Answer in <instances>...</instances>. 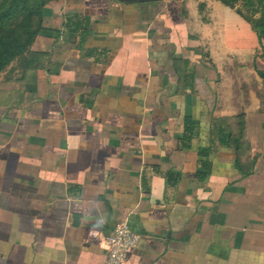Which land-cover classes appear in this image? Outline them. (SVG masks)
Here are the masks:
<instances>
[{
	"label": "crops",
	"instance_id": "crops-1",
	"mask_svg": "<svg viewBox=\"0 0 264 264\" xmlns=\"http://www.w3.org/2000/svg\"><path fill=\"white\" fill-rule=\"evenodd\" d=\"M252 48L217 0H48L0 71V264H100L120 221L121 264H264ZM237 114L240 155L217 140Z\"/></svg>",
	"mask_w": 264,
	"mask_h": 264
},
{
	"label": "trees",
	"instance_id": "trees-1",
	"mask_svg": "<svg viewBox=\"0 0 264 264\" xmlns=\"http://www.w3.org/2000/svg\"><path fill=\"white\" fill-rule=\"evenodd\" d=\"M48 0H0V71L15 57L20 56L28 48L33 37L40 28L43 5ZM224 6L232 8L239 4L235 11L246 22L249 23L260 43H263L264 50V0H218ZM259 76L264 77V72L258 71ZM237 120V135L230 136V132L219 127L218 142L221 146L231 148L234 155H240L244 148H247L241 139L242 114L235 116ZM223 121V119H221ZM190 118H184V132L192 129ZM188 139L183 135L182 141ZM184 142L182 146H186ZM207 147V146H206ZM197 149L198 155H207L208 147ZM202 169L198 171L200 177L207 172L208 163L201 161ZM236 167L238 168L237 164ZM197 172V175H198ZM244 172L241 170V175Z\"/></svg>",
	"mask_w": 264,
	"mask_h": 264
},
{
	"label": "built area",
	"instance_id": "built-area-1",
	"mask_svg": "<svg viewBox=\"0 0 264 264\" xmlns=\"http://www.w3.org/2000/svg\"><path fill=\"white\" fill-rule=\"evenodd\" d=\"M137 240L138 235L124 221L116 223L105 237L106 257L100 264H121Z\"/></svg>",
	"mask_w": 264,
	"mask_h": 264
},
{
	"label": "rangeland",
	"instance_id": "rangeland-1",
	"mask_svg": "<svg viewBox=\"0 0 264 264\" xmlns=\"http://www.w3.org/2000/svg\"><path fill=\"white\" fill-rule=\"evenodd\" d=\"M218 1V0H217ZM222 4V3H221ZM237 8H239V4H235L234 7L229 8L230 11H232L236 17V21H244L245 23H247V25L250 27L249 23L246 22L239 14H237V12L235 11ZM253 33V48L251 49L250 55H251V61H248V57L249 55H244L242 54V60L241 61H245L246 64L250 65V69L251 71H253L254 73L258 71H262L264 72V50H262V45L263 43H260L257 39V37L255 36L254 32ZM238 56V54H237Z\"/></svg>",
	"mask_w": 264,
	"mask_h": 264
},
{
	"label": "water",
	"instance_id": "water-1",
	"mask_svg": "<svg viewBox=\"0 0 264 264\" xmlns=\"http://www.w3.org/2000/svg\"><path fill=\"white\" fill-rule=\"evenodd\" d=\"M141 1H146V0H141Z\"/></svg>",
	"mask_w": 264,
	"mask_h": 264
}]
</instances>
